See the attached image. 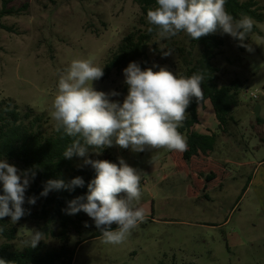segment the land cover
Segmentation results:
<instances>
[{"label":"rangeland","instance_id":"obj_1","mask_svg":"<svg viewBox=\"0 0 264 264\" xmlns=\"http://www.w3.org/2000/svg\"><path fill=\"white\" fill-rule=\"evenodd\" d=\"M6 1L15 12L5 15L6 27H0V98L23 111L32 108L43 114V129L50 133L56 128L50 112L60 75L76 59L92 58L104 67L122 38L141 27L140 5L135 0ZM259 30L244 42L252 51L220 33L224 44L215 60L219 82L237 79L242 91L241 104L233 110L236 122L228 124L226 133L219 130L209 99L199 107L193 129L218 132L213 152L193 157L189 170L181 161L183 152L133 153L111 147L117 159L142 171L138 206L144 208L146 220L119 245L89 237L97 229H86L82 235L87 239L78 245L73 264H264V23ZM165 39H157L161 51L149 49L150 66L138 63L142 70L176 64L173 73L179 76L182 63L167 49ZM124 79L123 70H114L93 87L120 93L110 99L122 103L128 91ZM97 156L91 152L89 158ZM212 161L224 169L219 172ZM75 164H84L83 158ZM20 222L35 227L25 216ZM25 236L18 246L27 244ZM77 238L72 231V245ZM46 240L50 248L56 245V240Z\"/></svg>","mask_w":264,"mask_h":264},{"label":"clouds","instance_id":"obj_2","mask_svg":"<svg viewBox=\"0 0 264 264\" xmlns=\"http://www.w3.org/2000/svg\"><path fill=\"white\" fill-rule=\"evenodd\" d=\"M156 5L148 9L147 21L158 29L161 38L183 32L198 41L219 31L252 51L244 42L253 29V18L242 15L236 19L226 10V0H156ZM152 30L148 29L149 32ZM153 67L159 70L153 71ZM153 67L142 70L140 64L133 61L123 69L128 91L121 103L110 99L120 93H106L93 87V82L104 76V67L94 64L92 58L73 60L60 75L52 101L50 116L56 130L62 129L66 136L74 138L63 157L83 158L84 164L95 170V177L87 185V194L68 201L63 211L68 215L81 211L87 214L105 244H122L132 230L146 220L144 208L138 206L142 195V171L130 166L122 157H118V164L90 159V151L100 155L103 149L118 146L133 153L159 149L185 152L188 150L187 139L178 129L187 118L186 110L192 99L195 98L197 103L204 99L202 72L178 76L167 67ZM35 175V171H21L6 159H0L3 191L0 194V219L10 217L17 223L30 214L24 204L35 205L37 197L26 198L25 194ZM84 183L81 177L73 178L68 184L61 179H49L43 183L40 196L83 187ZM84 226L89 227L87 222ZM43 235L33 229L28 246L35 248ZM0 264L6 262L0 260Z\"/></svg>","mask_w":264,"mask_h":264},{"label":"trees","instance_id":"obj_3","mask_svg":"<svg viewBox=\"0 0 264 264\" xmlns=\"http://www.w3.org/2000/svg\"><path fill=\"white\" fill-rule=\"evenodd\" d=\"M135 1L141 9V27L126 34L116 50L110 54L104 66V77H108L114 70H123L133 61H140L142 67L150 66L149 49L154 47L161 51L157 45L158 29L147 21V11L157 6L156 0ZM7 3L8 1L4 0V6L0 9V27H6L2 22L3 17L15 12V8H7ZM225 7L236 19L242 15L253 18L255 23L247 39L260 32L259 23H264V4L261 5L258 0H226ZM149 28L153 30L149 32ZM220 33L217 31L198 41L192 40L183 32L165 39L167 49L182 63L183 70L179 75L191 76L202 72L205 77L202 83L204 99L199 103L195 98L192 99L186 110L187 118L178 129L186 135L188 143V150L183 152L181 160L184 161L185 168L189 167L188 163L193 157L213 152L218 136V132L201 133L193 129L199 122V107L204 106L209 99L219 122V130L226 133L228 124L231 121L236 122L234 108L241 104L242 84L237 79L230 83L219 82L221 70L215 60L221 54V46L224 44ZM175 66L176 64L164 67L173 72ZM158 70L159 68H156L154 71ZM44 124L43 114H36L32 108L23 111L17 104L0 98V159L13 161L21 171H35V179L30 183L25 195L26 198L37 197L35 205H29L27 202L24 204L25 209L30 210V214L25 217L33 222L35 227H29L20 220L13 223L10 217L0 219V260H4L6 264H73L78 245L87 239L82 234L86 229L95 227L84 212L68 215L63 211L68 201L87 194V185L95 177V170L91 165H76L75 160L80 157L65 159L63 152L74 138L66 136L62 129L57 131L55 128L48 133L43 129ZM96 159L119 163L111 147L103 149ZM212 163L218 166L219 172L224 169L221 163ZM75 177L83 178V187L61 189L50 192L47 197L40 196L45 181L61 179L68 184ZM37 204L39 207L35 208ZM85 222L89 227L84 226ZM112 228L115 229L116 226ZM33 229L43 232L47 237L42 238L35 248L28 244L18 246L17 243L26 237L25 235L30 236ZM72 231L78 236L73 245ZM100 235L97 230L89 237ZM50 238L56 240V245L52 248L46 240Z\"/></svg>","mask_w":264,"mask_h":264},{"label":"water","instance_id":"obj_4","mask_svg":"<svg viewBox=\"0 0 264 264\" xmlns=\"http://www.w3.org/2000/svg\"><path fill=\"white\" fill-rule=\"evenodd\" d=\"M259 111H260V106H259V105H257V107H256V109H255V112L258 114V113H259Z\"/></svg>","mask_w":264,"mask_h":264},{"label":"built area","instance_id":"obj_5","mask_svg":"<svg viewBox=\"0 0 264 264\" xmlns=\"http://www.w3.org/2000/svg\"><path fill=\"white\" fill-rule=\"evenodd\" d=\"M252 96H253V97H257V95H256V94H253V93H252Z\"/></svg>","mask_w":264,"mask_h":264}]
</instances>
